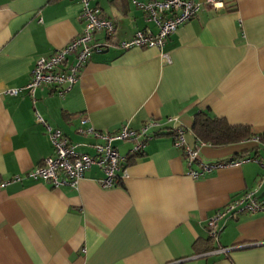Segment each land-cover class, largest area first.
Masks as SVG:
<instances>
[{
    "label": "crops",
    "instance_id": "crops-1",
    "mask_svg": "<svg viewBox=\"0 0 264 264\" xmlns=\"http://www.w3.org/2000/svg\"><path fill=\"white\" fill-rule=\"evenodd\" d=\"M148 1L89 0L115 24L108 45L104 31L94 33L97 49L70 90L59 96L42 85L32 98L7 90L23 88L37 58L82 31L81 4L0 0V181L8 180L0 190V264H264V213L218 220L217 242L206 226L258 183L264 197V141L212 146L191 131L194 116L207 112L264 133V0H220L181 24L161 49H123L135 32H157L136 5ZM148 120L159 124L140 153L130 152V141L114 143L121 169L110 187L101 185L95 165L76 188L28 175L53 152L48 126L93 156L101 140L79 129L115 132ZM179 125L187 143L199 145L194 169L240 163L189 177L173 144Z\"/></svg>",
    "mask_w": 264,
    "mask_h": 264
},
{
    "label": "built area",
    "instance_id": "built-area-1",
    "mask_svg": "<svg viewBox=\"0 0 264 264\" xmlns=\"http://www.w3.org/2000/svg\"><path fill=\"white\" fill-rule=\"evenodd\" d=\"M78 1L81 4L82 31L68 44L58 48L51 55L37 58L31 69L29 82L23 88L8 89V94L17 95L23 89L34 98L35 90L39 86L48 85L53 86L55 92L62 96L78 81L81 69L90 59L92 52L97 49V46L91 43L94 33L104 31L107 37L105 46L108 45L109 37L113 36L115 29L113 20L98 15L90 6L89 0ZM221 4L220 0H149L146 3L137 2L136 5L146 13V19L157 26V32L153 34L145 30H139L129 40L122 41L120 46L123 49L134 46L161 49L168 37L181 24L195 17L203 7L218 8ZM36 119L38 122H43L39 115ZM170 120L171 118H167V121ZM158 124L157 120H148L138 129L130 128L127 124H124L115 132H102L92 127L79 129V133L89 134L101 140L94 145L95 154L93 156L77 151L76 145L70 143L60 129L48 126L46 133L53 152L30 170L28 175L34 180L49 182L53 187L68 185L76 188L85 172L95 165L103 172V177L100 180L101 185L110 187L118 182V173L121 169V156L114 143L130 141L133 143L130 152L138 154L142 151L145 142L152 138V135L148 133L149 129ZM171 132L173 144L184 155L188 168L187 175L191 178H198L204 172L212 169L240 163L239 160L201 163L200 168L194 169L193 163L197 160L199 145L193 147L187 143L183 126H176ZM246 140L260 141L256 136ZM201 144L206 143L202 142ZM13 179L17 180L18 176ZM7 184L8 180L0 181V190ZM259 188L260 183L252 190L244 191L239 197L229 202L207 220L208 235L213 241L217 242L218 239V220L227 217L236 218L239 214L244 213H264V197L260 198L258 196ZM225 251H227L226 248L215 250L217 253Z\"/></svg>",
    "mask_w": 264,
    "mask_h": 264
},
{
    "label": "trees",
    "instance_id": "trees-1",
    "mask_svg": "<svg viewBox=\"0 0 264 264\" xmlns=\"http://www.w3.org/2000/svg\"><path fill=\"white\" fill-rule=\"evenodd\" d=\"M191 131L198 141L212 146L236 143L254 136L264 141V133H254L249 126L229 125L226 120L210 116L207 112H198L194 116Z\"/></svg>",
    "mask_w": 264,
    "mask_h": 264
}]
</instances>
